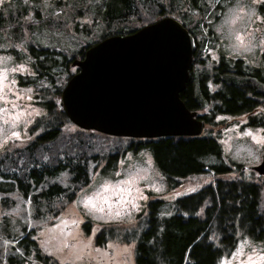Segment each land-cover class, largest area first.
Instances as JSON below:
<instances>
[{
  "label": "rangeland",
  "instance_id": "374dc122",
  "mask_svg": "<svg viewBox=\"0 0 264 264\" xmlns=\"http://www.w3.org/2000/svg\"><path fill=\"white\" fill-rule=\"evenodd\" d=\"M108 1L34 0V5L26 4L17 38L10 27L0 31V152L26 143L30 125L46 113L37 103L40 85L32 84L37 79L27 46L33 43L54 47L69 56L93 44L105 31L127 32L149 24L146 20L152 18L155 2L175 18L184 15L190 23H200L194 31L203 32L206 39L196 49H200L205 61L204 65L193 67L195 73L203 68L210 71L223 58L229 64L242 60L248 68L259 69L264 77V17L259 12L264 0H133L141 25L133 20L126 24L115 22L107 30L102 9ZM57 2L61 7L56 6ZM15 8V0H0V12L5 18ZM29 22L33 29L28 28ZM190 23L187 24L191 27ZM196 36L195 41L199 42L201 36ZM207 86L211 88L210 84ZM216 121L221 125L209 129L205 126L201 135L210 130L217 136L227 166L233 169L227 176L258 177L251 170L235 171L232 165L247 167L260 163L264 130L250 126L246 115L218 116ZM118 143L122 146L117 147ZM118 143L106 141L105 158L98 166L89 164V185L56 217L48 216L44 206L30 204L11 181L0 177V264H134L133 242L114 239L97 245V234L104 228L114 235L131 228L136 230L141 220L138 215L145 214L149 201L161 200V210L168 212L176 198L212 181L207 176L191 177L171 189L147 149L124 150L126 143ZM110 155L118 156L110 159ZM203 162L207 166L219 164L213 156L205 157ZM67 179V173L46 178L35 192L54 182L66 187ZM36 210L42 214L40 218L33 216ZM86 223L90 224L89 231ZM261 256L264 244L239 234L234 248L221 256L217 264H249V258L255 264H264Z\"/></svg>",
  "mask_w": 264,
  "mask_h": 264
},
{
  "label": "trees",
  "instance_id": "16d2710c",
  "mask_svg": "<svg viewBox=\"0 0 264 264\" xmlns=\"http://www.w3.org/2000/svg\"><path fill=\"white\" fill-rule=\"evenodd\" d=\"M15 2L14 13L7 12L5 18L0 12V31L10 27L17 38L21 34L20 19L28 8L26 4H33L34 0ZM136 5L133 0H109L102 9V20L107 30L111 23L139 21ZM56 6L61 7V4L57 2ZM154 9L152 18L146 20L149 23L162 17H172L187 29L194 40L196 33L201 36L200 43L195 41L189 80L180 98L189 110L198 112L203 129L221 125L216 121L218 116L246 115L250 126L264 130V77L261 71L248 68L242 60L229 64L220 58L210 71L203 68L195 73L193 67L204 65L205 61L200 49H196L197 45L203 46L206 39L203 32L194 31L200 23H190L184 15L175 18L158 2L154 3ZM259 12L264 17V5L259 7ZM36 18L39 17L36 15ZM138 23L141 25L140 21ZM33 27L29 22L28 28ZM138 28L127 32L121 29L118 32L105 31L93 44L85 45L69 56L66 51L40 44L32 43L26 47L37 79L32 84L40 85L37 87V103L46 113L30 125V138L26 143L6 147L0 152V177L11 181L18 194L30 204L44 206L48 216L56 217L89 185V164L98 166L105 158L106 141L124 144L127 141L124 150L140 147L151 153L157 169L171 189L178 188L183 180L191 177L207 176L205 178L212 181L176 198L168 212L161 210V200L149 201L145 214L138 215L141 218L137 223L139 231L131 228L114 235L105 232L108 230L104 228L105 231L101 230L95 237L97 245L114 239L133 242L134 264H217L221 256L234 248L239 234L264 244V177H228L233 169L227 166L217 136L212 131L206 130L198 137H113L76 127L59 108L60 92L77 72V68L71 66L72 62L81 59L86 49L106 37L129 34ZM59 57L62 58L60 62ZM121 146L117 144V147ZM117 156L108 158L116 159ZM208 156L215 157L219 164L205 165L203 159ZM232 166L235 171L241 169L239 165ZM60 173L68 174L66 187L54 182L35 192L46 178ZM215 175L217 177H210ZM41 215L36 210L33 216L40 218ZM85 226L89 231L90 224Z\"/></svg>",
  "mask_w": 264,
  "mask_h": 264
},
{
  "label": "water",
  "instance_id": "95a60500",
  "mask_svg": "<svg viewBox=\"0 0 264 264\" xmlns=\"http://www.w3.org/2000/svg\"><path fill=\"white\" fill-rule=\"evenodd\" d=\"M194 48L172 17L106 37L72 62L77 72L61 90L59 108L76 127L113 137H198L203 122L180 98ZM241 170L264 177V151L259 164Z\"/></svg>",
  "mask_w": 264,
  "mask_h": 264
},
{
  "label": "snow or ice",
  "instance_id": "6c2138e0",
  "mask_svg": "<svg viewBox=\"0 0 264 264\" xmlns=\"http://www.w3.org/2000/svg\"><path fill=\"white\" fill-rule=\"evenodd\" d=\"M246 134H249V133H246ZM14 135H15V134H14ZM262 139H264V138H262ZM86 203H87V202H86ZM133 207H136V205H133ZM237 251H239V249H237ZM259 259L264 260V256L259 257ZM249 264H255V262L252 261L251 258H249Z\"/></svg>",
  "mask_w": 264,
  "mask_h": 264
}]
</instances>
